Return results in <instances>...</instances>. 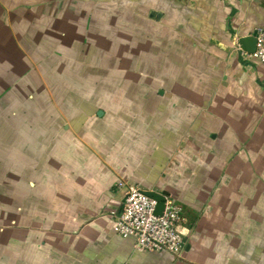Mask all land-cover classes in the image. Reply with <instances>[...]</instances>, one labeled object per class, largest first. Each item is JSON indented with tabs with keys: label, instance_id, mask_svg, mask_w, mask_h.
Listing matches in <instances>:
<instances>
[{
	"label": "crops",
	"instance_id": "0c3cea01",
	"mask_svg": "<svg viewBox=\"0 0 264 264\" xmlns=\"http://www.w3.org/2000/svg\"><path fill=\"white\" fill-rule=\"evenodd\" d=\"M25 1L0 0L5 38ZM156 2L146 22L177 56L161 65L163 88L132 91L134 107L114 111V121L102 112L106 123L86 144L66 134L63 158L40 167L29 187L19 179L0 219V264L264 260V62L237 48L264 29V0ZM120 180L183 207L180 256L137 251L134 238L114 233Z\"/></svg>",
	"mask_w": 264,
	"mask_h": 264
},
{
	"label": "rangeland",
	"instance_id": "374dc122",
	"mask_svg": "<svg viewBox=\"0 0 264 264\" xmlns=\"http://www.w3.org/2000/svg\"><path fill=\"white\" fill-rule=\"evenodd\" d=\"M156 1L26 0L11 34L0 29V219L19 179L66 152V134L87 141L102 112L134 107L132 91L163 88L161 65L177 56L146 22Z\"/></svg>",
	"mask_w": 264,
	"mask_h": 264
},
{
	"label": "built area",
	"instance_id": "2783aa9c",
	"mask_svg": "<svg viewBox=\"0 0 264 264\" xmlns=\"http://www.w3.org/2000/svg\"><path fill=\"white\" fill-rule=\"evenodd\" d=\"M255 36V52L245 51L240 43L237 48L246 58L264 62V29L259 28ZM117 186L122 191V206L118 211H111L115 217L114 233L124 238H134L137 251H167L180 256L185 244L181 230L183 207L171 195L163 194L164 209L157 214L159 201L149 196L140 185L120 180Z\"/></svg>",
	"mask_w": 264,
	"mask_h": 264
},
{
	"label": "water",
	"instance_id": "95a60500",
	"mask_svg": "<svg viewBox=\"0 0 264 264\" xmlns=\"http://www.w3.org/2000/svg\"><path fill=\"white\" fill-rule=\"evenodd\" d=\"M153 15L154 14H152V16ZM239 43L242 48L249 53H253L257 49V38L255 35L241 37L239 39ZM146 193L159 201L157 206V214H161L162 210L164 209V195L154 190H146Z\"/></svg>",
	"mask_w": 264,
	"mask_h": 264
}]
</instances>
